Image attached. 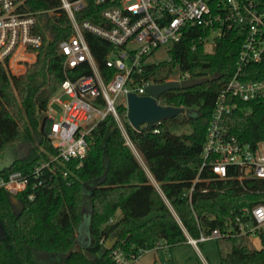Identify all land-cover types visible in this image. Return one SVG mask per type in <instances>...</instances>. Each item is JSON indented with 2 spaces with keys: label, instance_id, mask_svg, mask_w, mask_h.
<instances>
[{
  "label": "trees",
  "instance_id": "16d2710c",
  "mask_svg": "<svg viewBox=\"0 0 264 264\" xmlns=\"http://www.w3.org/2000/svg\"><path fill=\"white\" fill-rule=\"evenodd\" d=\"M20 1L21 11L34 13L33 32L42 37V43L35 61L26 64L24 72L15 75L0 66V158L16 144L27 146L24 157L0 166V177L19 170L28 178L26 190L15 194L19 210L13 207L11 194L0 189V264H37L39 257H53L57 264H122L112 258L113 250L133 260L159 246L172 249L186 243L187 236L197 239L201 232L223 231L227 219L240 214L244 206L264 202V179L239 182L231 169L220 178L207 167L197 177L216 97L235 70L242 37L231 32L207 52L195 27L168 47V60L147 63L138 76L154 83L176 74L208 76L199 85L166 91L157 98L160 105L191 109L192 116L181 113L135 130L120 104L117 112L124 132L107 114L88 135L89 148L80 165L74 159L59 166L46 186L33 188V166L56 154L43 128L47 116L40 118V113L45 112L65 75L75 79L90 70L85 64L63 68L59 42L71 36L73 29L60 0ZM86 1L75 17L104 24L103 7ZM84 36L99 70L108 78L111 70L105 67V56L109 43L89 31ZM255 66H249L242 77L264 78V70ZM181 123H189L191 131L175 134L170 130L171 125ZM221 123L228 136L241 142L263 141L264 102H239L223 115ZM65 167L68 174L63 178ZM83 217L88 231L82 246L77 229ZM111 233L115 241L107 248ZM256 236L260 248L249 247L244 236L225 237L233 243L217 259L209 254L206 241H198L197 247L208 264H264V228ZM212 241L216 245L219 239ZM169 264L175 261L171 259ZM197 264L203 263L198 259Z\"/></svg>",
  "mask_w": 264,
  "mask_h": 264
},
{
  "label": "built area",
  "instance_id": "2783aa9c",
  "mask_svg": "<svg viewBox=\"0 0 264 264\" xmlns=\"http://www.w3.org/2000/svg\"><path fill=\"white\" fill-rule=\"evenodd\" d=\"M60 1L73 29L71 36L59 42L63 68L85 64L90 71L75 79L65 75L47 103L43 128L56 154L33 166V188L46 186L59 166L74 159L79 166L89 148L88 135L107 114L123 130L117 106L122 104L126 108L128 93L142 94L147 85L154 83L138 77L149 63V55L161 46L169 47L180 40L190 27L200 31L198 39L205 43L231 32L242 37L235 70L216 97L197 177L207 167L220 178L226 177L231 169L239 182L264 179V140L255 144L241 142L228 136L221 123L223 115L237 108L239 102H264V78L242 77L250 70L249 66L264 70V0H92L103 7L104 24L75 17V11L83 8L86 0ZM20 4V0H0V66L8 71L14 65L34 62L42 43V37L33 32L34 13L21 11ZM84 31L109 43L105 56V67L111 70L108 78L99 70ZM188 77L176 74L169 80ZM47 122L50 123L48 131ZM67 174L65 167L61 176L65 178ZM27 186L28 178L19 170L0 177V189L10 194L23 192ZM259 228H264V202L244 206L240 214L227 219L223 231L214 228L201 232L197 239L187 236V241L196 247L198 241L256 235ZM111 254L122 264L137 260L127 259L118 249Z\"/></svg>",
  "mask_w": 264,
  "mask_h": 264
},
{
  "label": "rangeland",
  "instance_id": "374dc122",
  "mask_svg": "<svg viewBox=\"0 0 264 264\" xmlns=\"http://www.w3.org/2000/svg\"><path fill=\"white\" fill-rule=\"evenodd\" d=\"M214 40H209L208 43H205V51L210 52L213 49ZM168 60V47L161 46L155 49L148 57L147 61L151 62H159ZM25 70V65L18 66L14 65L11 69V73L18 75ZM45 115V112L40 113V118ZM50 123L47 122L45 125L46 131L49 130ZM123 127V126H122ZM170 130L175 134H187L191 131V125L189 123H181V124H173L170 126ZM129 143V142H128ZM130 144V143H129ZM135 152V150H134ZM27 154V146L25 144H16V146L3 158H0V166L4 164H8L15 158H22ZM136 157L139 159L141 163L142 159L140 155L135 152ZM150 176V174L148 173ZM152 182L156 185L154 180L151 178ZM117 217V216H116ZM1 228V227H0ZM77 231L78 236L80 237L78 240V244L83 246V242H86V232L88 231V221L86 217H83L82 222L79 224ZM1 234V229H0ZM246 239V243L249 247L260 248V242L258 237L255 234L244 236ZM239 239V238H237ZM233 242L228 241L227 238H220L218 243L214 245L213 241H206V247L208 248L209 254L213 259H217L219 254H224ZM197 247V245H196ZM194 245L190 244H179L172 249H168L166 246H159L151 250L144 251L133 263L134 264H169L170 260L173 259L175 264H197V260L200 259L203 264H208L205 260L203 254L196 248ZM198 249V250H197ZM57 261L52 258H38L37 264H57Z\"/></svg>",
  "mask_w": 264,
  "mask_h": 264
},
{
  "label": "water",
  "instance_id": "95a60500",
  "mask_svg": "<svg viewBox=\"0 0 264 264\" xmlns=\"http://www.w3.org/2000/svg\"><path fill=\"white\" fill-rule=\"evenodd\" d=\"M209 79L208 76L185 78L180 81L167 80L162 83H153L145 87V92L136 94L130 92L126 99V119L131 127L135 130L150 128L163 120L174 117L177 114L192 116L193 111L189 108L175 107L170 105H160L157 98L164 92L178 88H188L199 85ZM10 200L15 210L21 209V204L15 197L10 195ZM1 227V226H0ZM1 234H2V227ZM115 234L111 233L105 246L112 248L115 241ZM87 239V236L85 237Z\"/></svg>",
  "mask_w": 264,
  "mask_h": 264
},
{
  "label": "crops",
  "instance_id": "0c3cea01",
  "mask_svg": "<svg viewBox=\"0 0 264 264\" xmlns=\"http://www.w3.org/2000/svg\"><path fill=\"white\" fill-rule=\"evenodd\" d=\"M116 214L117 215H119V210L116 212ZM79 233V232H78ZM86 237V236H85ZM85 237H83V238H85ZM185 244H188V245H190L191 243H189L188 241L185 243ZM197 248V247H196ZM198 250V249H197Z\"/></svg>",
  "mask_w": 264,
  "mask_h": 264
}]
</instances>
